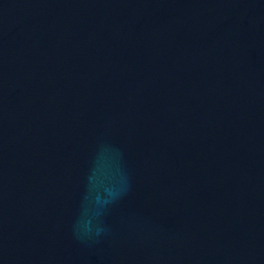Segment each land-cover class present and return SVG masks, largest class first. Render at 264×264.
Instances as JSON below:
<instances>
[{"label":"water","instance_id":"1","mask_svg":"<svg viewBox=\"0 0 264 264\" xmlns=\"http://www.w3.org/2000/svg\"><path fill=\"white\" fill-rule=\"evenodd\" d=\"M0 264H264V0H0Z\"/></svg>","mask_w":264,"mask_h":264}]
</instances>
